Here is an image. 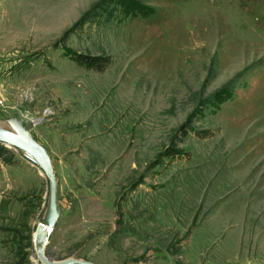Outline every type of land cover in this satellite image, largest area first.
Returning <instances> with one entry per match:
<instances>
[{"label": "rangeland", "instance_id": "rangeland-1", "mask_svg": "<svg viewBox=\"0 0 264 264\" xmlns=\"http://www.w3.org/2000/svg\"><path fill=\"white\" fill-rule=\"evenodd\" d=\"M0 80L55 171L48 257L264 264V0H0ZM11 149L0 264H41L47 180Z\"/></svg>", "mask_w": 264, "mask_h": 264}, {"label": "water", "instance_id": "water-1", "mask_svg": "<svg viewBox=\"0 0 264 264\" xmlns=\"http://www.w3.org/2000/svg\"><path fill=\"white\" fill-rule=\"evenodd\" d=\"M0 123V143L20 150L40 169L47 180L44 208L36 221L33 231V247L41 264H97L90 258L65 255L50 258L45 254L44 245L50 228L55 224L59 202L57 198V179L47 149L33 137L21 119L10 117Z\"/></svg>", "mask_w": 264, "mask_h": 264}, {"label": "trees", "instance_id": "trees-1", "mask_svg": "<svg viewBox=\"0 0 264 264\" xmlns=\"http://www.w3.org/2000/svg\"><path fill=\"white\" fill-rule=\"evenodd\" d=\"M73 58L76 62L86 66L91 67L95 70H101L104 68V66L108 63L109 58L107 56H102L99 54H82V53H75L73 55ZM197 134L200 136L210 135L209 129H198L195 130ZM178 153L175 148H172L170 152L168 153ZM180 155V154H178ZM0 162L4 164H12L16 162V159L13 156V151L11 147L6 146L2 143H0Z\"/></svg>", "mask_w": 264, "mask_h": 264}, {"label": "built area", "instance_id": "built-area-1", "mask_svg": "<svg viewBox=\"0 0 264 264\" xmlns=\"http://www.w3.org/2000/svg\"><path fill=\"white\" fill-rule=\"evenodd\" d=\"M2 91H3L2 81L0 80V103H2V101H3ZM245 264H259V263L251 261V262H247Z\"/></svg>", "mask_w": 264, "mask_h": 264}, {"label": "bare ground", "instance_id": "bare-ground-1", "mask_svg": "<svg viewBox=\"0 0 264 264\" xmlns=\"http://www.w3.org/2000/svg\"><path fill=\"white\" fill-rule=\"evenodd\" d=\"M5 125V124H4ZM53 228V227H52ZM52 228H50L49 232L52 230Z\"/></svg>", "mask_w": 264, "mask_h": 264}]
</instances>
